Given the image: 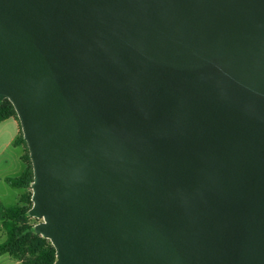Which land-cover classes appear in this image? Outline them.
Masks as SVG:
<instances>
[{"label":"water","instance_id":"1","mask_svg":"<svg viewBox=\"0 0 264 264\" xmlns=\"http://www.w3.org/2000/svg\"><path fill=\"white\" fill-rule=\"evenodd\" d=\"M54 264H264V0H0V101Z\"/></svg>","mask_w":264,"mask_h":264},{"label":"trees","instance_id":"2","mask_svg":"<svg viewBox=\"0 0 264 264\" xmlns=\"http://www.w3.org/2000/svg\"><path fill=\"white\" fill-rule=\"evenodd\" d=\"M10 118H16L19 121L12 103L9 100L0 101V123ZM14 145L27 146L22 133L17 137ZM22 160L26 164L24 173L19 177L5 179L12 188L26 189L31 187L33 182L29 149L26 154L22 155ZM23 202L24 200H22ZM28 218L29 210L27 211L25 207L19 204L7 207L0 203V222L3 223L7 235L6 240L0 242V256L9 254L14 259L21 261L22 264H54L56 262L55 248L49 240L37 235L34 228L26 224ZM27 249L32 257L20 255V252L24 254Z\"/></svg>","mask_w":264,"mask_h":264},{"label":"rangeland","instance_id":"3","mask_svg":"<svg viewBox=\"0 0 264 264\" xmlns=\"http://www.w3.org/2000/svg\"><path fill=\"white\" fill-rule=\"evenodd\" d=\"M22 133V131H21ZM2 136V140L0 141V153L1 149H4V143L6 142V136ZM28 151L26 145L22 146H10L4 149V153L0 154V203L4 204L5 206H14L19 204L22 207H25L28 210L32 208V189L31 187L26 189H17L12 188L7 184L5 181L6 178H14L19 177L22 175L26 168V164L20 159V156L26 154ZM22 158V157H21ZM29 165V164H28ZM22 200L24 202L22 203ZM42 222V219H36L34 217L29 216L26 224L34 228L35 225ZM0 229L2 233H4L5 238L7 237L6 231L3 227V223L0 222ZM42 237V236H41ZM14 259L11 255L6 254ZM22 257H32L29 255L28 249L25 250L23 254L20 252ZM35 256H33V259ZM19 264H22L21 261L14 259Z\"/></svg>","mask_w":264,"mask_h":264},{"label":"crops","instance_id":"4","mask_svg":"<svg viewBox=\"0 0 264 264\" xmlns=\"http://www.w3.org/2000/svg\"><path fill=\"white\" fill-rule=\"evenodd\" d=\"M20 133H21L20 122L16 118H10L0 123V141L2 140L3 134H5L4 136H6V139H7L6 142L4 143L5 148L14 146V142L17 139V137L20 135ZM4 149H1L0 154L4 153ZM21 157L22 156H20V159H22ZM4 238H5V235L4 233H2L0 229V242L5 241L6 239ZM0 264H19V263L15 261L14 259H12L10 256L5 254V255L0 256Z\"/></svg>","mask_w":264,"mask_h":264}]
</instances>
